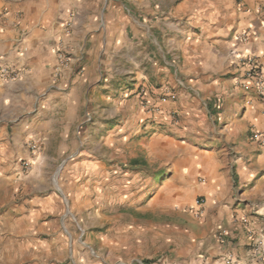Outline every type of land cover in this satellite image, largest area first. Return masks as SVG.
Here are the masks:
<instances>
[{
  "label": "crops",
  "instance_id": "0c3cea01",
  "mask_svg": "<svg viewBox=\"0 0 264 264\" xmlns=\"http://www.w3.org/2000/svg\"><path fill=\"white\" fill-rule=\"evenodd\" d=\"M74 4L0 0V65L20 71L15 80L0 78V253L9 246L26 142H43L35 169L52 143L80 156L74 128L92 99L107 102L106 75L113 87L141 86L153 99L173 92L159 104L179 114L169 127L174 134H152L146 148L164 180L144 210L165 223L152 226L145 250L123 251L121 235L113 247L103 239L108 253L126 264L138 257L154 259L147 264H264V99L228 59L232 46L264 55V0H130L122 13L106 0H81L66 34L61 19ZM244 31L247 40L236 41ZM59 43L82 56L85 69L75 73L73 57L55 80ZM136 97L127 100L133 114Z\"/></svg>",
  "mask_w": 264,
  "mask_h": 264
},
{
  "label": "rangeland",
  "instance_id": "374dc122",
  "mask_svg": "<svg viewBox=\"0 0 264 264\" xmlns=\"http://www.w3.org/2000/svg\"><path fill=\"white\" fill-rule=\"evenodd\" d=\"M74 1L73 8L67 9L61 19L66 34L71 33L77 3H81V0ZM106 2L119 7L122 13V7L129 8L130 0ZM4 11L8 12V9ZM58 46L69 51L73 60L74 56L65 44ZM74 64L77 66L75 73L85 69L82 56L74 57ZM125 66L130 67V63ZM60 76H54L55 80ZM102 79L108 85L103 92L107 102L92 99L74 128L78 139H74L73 150L82 151L80 156H69L68 151L61 154L56 149L57 144L52 143L47 149L49 158L43 159L42 167L35 169L43 142L34 137L26 142L29 156L17 159L20 165L17 176L20 178L14 182L10 200L9 246L0 253V263L119 264L122 260L126 264L128 258L125 261L124 257L108 253L103 239L113 247L114 240L121 235L127 239L122 242L123 251L133 245L145 250V239L150 240L152 226L165 223L144 210L157 184L164 180L163 175L157 173L154 158L145 157L146 148L152 134H174L169 127L176 126L179 114L174 110L176 121L173 122L170 115L161 118L163 114L148 113L139 96L143 87L139 86L133 92L135 88L131 84L121 82L113 87L109 77L104 75ZM132 95H137L138 109L134 114L127 101ZM117 98L119 108L115 113L110 112V106ZM104 138L112 140L103 144ZM134 159L137 163L132 162ZM98 162H103L105 168L101 170ZM169 223L176 224L171 220ZM157 245H160V239ZM171 247L172 244L167 248ZM137 259L139 261H130L133 264L154 261Z\"/></svg>",
  "mask_w": 264,
  "mask_h": 264
},
{
  "label": "built area",
  "instance_id": "2783aa9c",
  "mask_svg": "<svg viewBox=\"0 0 264 264\" xmlns=\"http://www.w3.org/2000/svg\"><path fill=\"white\" fill-rule=\"evenodd\" d=\"M248 38V32L244 31L235 36L236 41L245 42ZM56 65L54 70V76L58 77L62 71L72 62V56L69 51L64 47L57 46L55 48ZM228 59L232 66L237 69L242 78L249 79L254 84L257 93L264 99V55L259 56L246 48L240 46H232L228 51ZM20 76V71L11 68L9 66L0 65V78L7 80H15ZM141 104L145 111L151 114H166L173 122L176 121L174 110H170L167 113L161 108L159 101L165 99H174L175 94L170 91H166L165 95L158 97L157 99L151 98L147 94L146 89L141 88L139 93ZM150 96V97H149ZM202 202L201 199L198 200ZM220 237V236H219ZM121 264V262H119Z\"/></svg>",
  "mask_w": 264,
  "mask_h": 264
},
{
  "label": "trees",
  "instance_id": "16d2710c",
  "mask_svg": "<svg viewBox=\"0 0 264 264\" xmlns=\"http://www.w3.org/2000/svg\"><path fill=\"white\" fill-rule=\"evenodd\" d=\"M137 161H138L137 159L132 160L133 163H137Z\"/></svg>",
  "mask_w": 264,
  "mask_h": 264
},
{
  "label": "water",
  "instance_id": "95a60500",
  "mask_svg": "<svg viewBox=\"0 0 264 264\" xmlns=\"http://www.w3.org/2000/svg\"><path fill=\"white\" fill-rule=\"evenodd\" d=\"M59 190V188H57Z\"/></svg>",
  "mask_w": 264,
  "mask_h": 264
}]
</instances>
